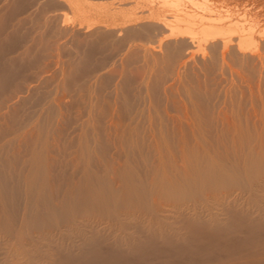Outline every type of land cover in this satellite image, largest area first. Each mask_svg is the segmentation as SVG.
I'll list each match as a JSON object with an SVG mask.
<instances>
[{
    "label": "bare ground",
    "instance_id": "6f19581e",
    "mask_svg": "<svg viewBox=\"0 0 264 264\" xmlns=\"http://www.w3.org/2000/svg\"><path fill=\"white\" fill-rule=\"evenodd\" d=\"M48 2L42 21H30L41 22L38 32L52 23L55 39L44 44L59 80L50 84L73 104L74 134L57 132L60 100L45 102L37 88L51 71L43 51L45 76L15 96L42 100L41 116L0 141L3 159L8 147L30 155L23 177L0 165V209L29 225L69 221L78 244L49 254V264H264V202L248 201L264 192V0ZM50 4L78 19L57 21ZM4 52L0 80L9 82L20 59ZM64 149L58 187L47 152ZM20 187L28 198L17 213Z\"/></svg>",
    "mask_w": 264,
    "mask_h": 264
},
{
    "label": "rangeland",
    "instance_id": "374dc122",
    "mask_svg": "<svg viewBox=\"0 0 264 264\" xmlns=\"http://www.w3.org/2000/svg\"><path fill=\"white\" fill-rule=\"evenodd\" d=\"M35 1L36 0H34V1L33 0L32 1L31 0H0V34L1 35L4 34V35H2V37H0V45L2 44V46H0V47L3 49V51H2V49H0V52L3 53L4 51H6V52H4L3 57L5 55L8 56V54H6L7 50H10L12 48L10 50V52H8L9 54L11 53V55H9L10 59H8L9 56L8 57L5 56V57L8 60L13 59V60L17 61L18 59H20V60H18V62L19 61H20V63L22 62L21 64L16 62L17 63L16 68H15V71L13 74L16 77L15 78L13 76L15 79L10 78L11 81L9 79V82L4 81V80H0V105L3 103V105H1V107H0V109L2 108V112L3 111L8 112L6 116H4V113L0 112V141H2V142H3V140H1V139H4V141H5V139H9V137H11V136H8L10 130L16 129V128L22 126L24 122H25L24 124L27 125L28 123H26V122L31 123V120H34V119L36 120V116H38V117L41 116L39 109H40L41 104H43L42 100H38V99L34 98L31 101L25 103V102H21L20 99H16V97H18V98H20L22 96L25 97L26 93H24L25 91H23V90H24V87H27V86H22V85H24V84L27 85V82H29V81H31V84H32V82L34 83V81L38 77V75L36 76V73L37 72L42 73L41 70L42 71L44 70L45 67L40 68V67H42V65L44 66V63H42V65H40V62H42V61L43 62H45V61L51 62V60L52 61L54 60L53 56L50 55L51 54V52H50L51 47L49 48V47L45 46V44H44V43L47 44V43H49L55 39V36L53 37V34L50 35L52 33L50 30L51 29L50 25L52 23L47 24L48 27L47 28L45 27L44 31L42 30L44 33H47V34H44L42 31L38 32L36 30V29L40 30L41 26H39V24L41 23L40 21H42L40 16H42L41 15L43 13L42 11L45 12V10H43L44 7L46 6L45 9H47L49 7V2H48V0H44L43 1L44 3H42V1L39 0L40 3L38 4L37 1H36V3H34ZM33 4H35V5H33ZM36 4H38V5L36 6ZM33 6L35 8L39 6V9L36 8V10H34ZM40 6H42L41 8H43V9H41ZM50 6H51L50 9H52V6L54 7V9H52V11H54L55 13H50V12H52L51 10L49 13L51 14V16H53V14H56L55 18H57L56 20L59 22L61 21L60 17L62 18L64 15L69 17L70 19H73V20L78 19V15L75 13V11L72 8L67 9L69 6L67 7L66 5H64V7H62L63 5L60 6V4L55 5L56 7L54 5H51V4H50ZM48 9L46 10V12L49 11ZM29 11H30V14L32 11H34L33 12L34 15L32 17H30L32 14L30 15L29 13H27ZM37 13H39L40 15ZM57 14H59L60 17H58ZM25 15L28 16V19ZM38 16H39V18H38ZM29 17L31 19H29ZM22 18L25 21H23ZM35 18L37 20L41 19L39 21V23H38V21L36 22V24L31 23L30 20H32V19L36 20ZM14 20H18L17 22H20V23H17ZM33 20H32V22H33ZM12 21H14L13 25L11 23ZM26 22H28V23H26ZM21 23H22V25H21ZM32 25H33V27L36 26V28L34 30H32L33 29ZM8 26H9V29H8ZM19 26H21V27H19ZM6 27H7V29H6ZM15 27L20 28V29H14ZM10 29L14 30L16 32L11 31ZM35 31H37L38 36H36V34L34 33ZM32 32L35 34V36H33V37L29 36L30 34H32ZM41 32L43 33L42 35L40 34ZM6 33H8L10 35H8ZM6 35L8 36V38L6 37ZM39 35H41L42 40L40 39ZM4 36L7 39H5V38L3 39ZM46 37H49L51 39V41ZM27 38H29L28 41H27ZM32 38H34L36 41H34V39H32ZM38 38L41 40V42L42 41L43 42L39 43V40H37ZM44 38L48 39V41L46 42V40ZM52 38H54V39H52ZM44 40H45V42H44ZM26 41H27L28 45H26ZM58 41H60V43H61V40H58ZM33 43H34V45H33ZM35 43H36V45L40 44L39 47L37 46L36 48H34ZM22 44L26 45V46H24L25 48L22 46ZM19 45L21 46V48H24V50L26 52L20 48L22 50V52L20 53L21 50L19 49V47H20ZM41 45L43 46V48L45 47V50H43L41 48L42 47ZM6 47L7 48L11 47V48L6 49ZM29 47H30V49L28 51ZM16 48L19 49L20 51L19 50L17 51ZM48 48L50 49L49 52L47 51V50H49ZM31 50L34 51L33 52L34 54H30V53H32ZM14 51H16L18 54ZM23 51L25 53L22 55ZM40 51L43 53V54L41 53L43 55V57H42V55L41 56L38 55V54H40ZM43 51H45L46 54L48 53L49 56H51L53 59H51V57H49L48 54H47V57H49L50 59L48 60L47 57L44 58V56H46V54L44 55ZM2 53L0 54V56L2 55ZM13 53L14 54L16 53L17 56H15ZM65 53H66V49H64V51L62 52L61 58H63L64 56L66 57V55H64ZM12 54L14 55V57H11ZM19 54L21 55V57H18ZM25 54H27L28 56ZM26 57H28V58L30 57V58L28 59ZM39 57L44 58V59L43 60L41 59L42 60L41 61L39 59ZM21 58L22 59L25 58V59L22 60ZM60 60H62V59H60ZM45 64H46V62H45ZM50 64L51 65L48 68L46 67L45 69L51 70V71H47V73H50V75H51V72L54 69H50L51 66L53 68L52 62ZM38 66L40 69H37ZM34 72H35V74L32 75V73H34ZM44 73H45V71H44ZM31 75L33 77H31ZM41 75L43 76L44 74L43 73L40 74L39 77ZM50 75H48V77H47V75L46 76L44 75L46 77L45 82L47 80H49L48 85L43 80V83H45L46 85L40 83V86H38V87L35 86V87H37L39 89L40 94H46L45 102L50 103V104H54V102L56 103L57 100H60V104L63 108L64 115L59 120L58 119L56 120V121H58L57 123H59L56 127L57 132H65L67 134L70 133V135L74 134L73 131L69 128L70 123L74 119V111L75 110L73 109V104L71 105L69 103L70 98L67 96L66 91L63 90V91L54 93L53 90L55 89V85L51 86V84L55 82L54 80H56L55 83L57 85L58 84L57 83L58 77L56 76V73H54V72H52L51 76ZM34 77H35V80H34ZM49 77H50V79L52 77H54V79H52V81H50ZM16 79L17 80L19 79L20 81L22 79V83L16 82L17 81ZM6 80H8V79H6ZM25 80H26V82H25ZM1 81H3V83H7L8 85H6V84L1 85L2 84ZM10 82H11V84H10ZM50 82H52V83L50 84ZM15 84H17V85L19 84V85L15 86ZM41 84H42V86H41ZM48 92H50L49 98L47 96ZM9 96L11 99L14 98L12 100L16 99V101L11 102V103H13V105H11V103H10V100L8 98ZM6 101L10 103V105H9V103L7 105L5 104L6 107L8 106L7 107L8 109H6L7 111L3 110L6 108L4 105V103ZM2 114H3L4 118H2ZM32 124L34 125V123H31V125H27L25 127V129L27 128L26 131L28 130L29 127L33 126ZM23 126H25V125H23ZM6 128H7V130H5ZM71 136H73V135H71ZM2 142L0 144H2ZM6 151H7V155L4 157V159L2 157H0V165L6 167L10 171L14 170V172H17L16 174H18L20 177H23L24 174L27 172L26 169H27V166L29 164L26 161L27 160L26 158L29 155V148L27 146L22 145L20 147L19 146L8 147V148H6ZM53 151L49 150L47 152V156L53 157V159L55 158V160L51 161L52 163H54V165L52 167H50V172L52 174H56L58 176L55 183H57V186L59 187L60 184H62L64 182V180L66 179V175H67V169H66L67 150L64 149V150H61L58 152L57 151L53 152ZM35 152L37 153L36 150H35ZM11 156H13V157L11 158ZM42 157H43V155H41L39 158L41 159ZM55 161H56V163H55ZM20 188L22 191L21 196H20V201H19L20 203H19L18 207H14V206L11 207L12 210H13V208L16 209L15 211H17V213L21 212L20 208H22L23 203L28 198L27 189L23 188V187H20ZM248 201L249 202L252 201L251 203L255 204V205H261L264 202V192L263 193H251L248 196ZM164 202L167 203V201H164ZM244 202L247 203L246 200ZM168 203H170V202H168ZM8 208L9 207H7L6 210H4V211L0 209V264H14V263L15 264H18V263L19 264H29V263L30 264H49L50 263V261H48L49 254H51L53 252L54 253L60 252V251L65 252L68 250L71 243H73V246L78 244V241H77L78 237H76V234L69 227V223H68L69 221H67V219L61 218L59 216V217L52 218L49 220L40 221L37 224L29 225V224L24 223L22 221L23 218L21 216V213L18 215H15L13 217H9L10 213L7 212ZM169 213H171V212H169ZM84 215L85 216H91V212L87 211ZM167 218H169V217H167ZM75 226L78 227V229H77L78 232L84 228L80 225H75ZM46 254H47V256H46ZM15 261H17V262H15Z\"/></svg>",
    "mask_w": 264,
    "mask_h": 264
}]
</instances>
